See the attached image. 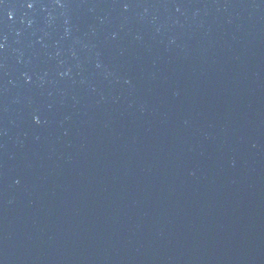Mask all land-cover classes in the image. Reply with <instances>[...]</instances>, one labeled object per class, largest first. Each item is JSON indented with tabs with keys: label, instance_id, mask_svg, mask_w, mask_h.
<instances>
[{
	"label": "water",
	"instance_id": "water-1",
	"mask_svg": "<svg viewBox=\"0 0 264 264\" xmlns=\"http://www.w3.org/2000/svg\"><path fill=\"white\" fill-rule=\"evenodd\" d=\"M0 264H264V0H0Z\"/></svg>",
	"mask_w": 264,
	"mask_h": 264
}]
</instances>
